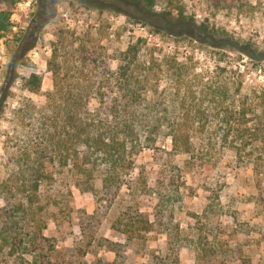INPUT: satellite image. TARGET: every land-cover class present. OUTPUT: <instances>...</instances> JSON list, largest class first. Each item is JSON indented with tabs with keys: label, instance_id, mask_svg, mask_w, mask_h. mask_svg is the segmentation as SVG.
<instances>
[{
	"label": "rangeland",
	"instance_id": "1",
	"mask_svg": "<svg viewBox=\"0 0 264 264\" xmlns=\"http://www.w3.org/2000/svg\"><path fill=\"white\" fill-rule=\"evenodd\" d=\"M11 12L0 35V183L24 170L25 185H0V264H264V0H18ZM137 41L139 63L150 66L137 88L175 110L166 121L184 125L191 149L159 138L133 155L119 184L104 186L103 164L87 178L46 148L63 104L47 94L55 78L63 93L116 91L106 78ZM199 109L201 128L189 115ZM25 154L50 174L35 191ZM27 199L32 214L15 215L20 224H44L31 254L1 239L4 211ZM123 216L147 219L150 231L123 233Z\"/></svg>",
	"mask_w": 264,
	"mask_h": 264
},
{
	"label": "trees",
	"instance_id": "2",
	"mask_svg": "<svg viewBox=\"0 0 264 264\" xmlns=\"http://www.w3.org/2000/svg\"><path fill=\"white\" fill-rule=\"evenodd\" d=\"M18 0H0V35L11 26V9ZM140 2L146 6L152 5L153 0H128ZM212 5L222 7L231 0H209ZM204 28V27H203ZM138 42L127 46L119 58V63L111 77L106 80L112 81L117 86L116 91L106 92L95 90H77L64 92L63 86L55 78L53 85L55 90L49 92L47 97L54 100L56 97L63 100V104L56 106V114L52 125L54 132L46 133V148L56 152L60 165H67L71 160L72 170L90 177L96 169L97 162L103 164L105 170L101 178V185H117L120 183L121 174L132 168V157L141 151L143 147H153L159 138H167L170 147L176 152H189L191 140L183 130L184 125L178 121H166L173 112L161 103L155 94L138 90L139 82L147 79L150 66L145 62L139 63L137 59ZM139 63V64H138ZM47 68L57 73V65L54 58L47 61ZM40 79L35 73L27 78L28 89L35 92L39 87ZM218 92L224 96L225 87L218 86ZM58 89V90H56ZM239 89L237 88L236 91ZM55 95V96H54ZM107 96V98H106ZM95 98L98 107L87 106V100ZM107 99V101H105ZM143 101L145 103L140 104ZM204 111H189L190 116H196L201 128V117ZM243 114V110H241ZM188 115V113H187ZM231 115V114H230ZM61 124L59 125V120ZM60 126V127H59ZM59 127V129H57ZM71 152V153H70ZM23 164H29V181L32 189L37 188L42 180L50 178L49 171L39 158L33 161L28 154L24 155ZM52 162V157H48ZM46 161V162H48ZM24 170L17 171L0 183L10 191V179H15L13 185H25ZM21 176V177H18ZM87 180V179H86ZM78 185V183H75ZM22 188V187H21ZM20 188L21 191H23ZM31 200L18 202L9 211L3 213V235L1 239L12 250H20L21 253L41 251L40 241H45L42 235L44 224L35 217L31 218L32 230L26 231L25 225L15 215L32 214ZM123 233L140 234L151 229V222L147 219L140 220L134 217L123 216L118 220ZM30 234V235H29ZM29 236V238H28ZM40 242V243H39ZM38 244V245H37Z\"/></svg>",
	"mask_w": 264,
	"mask_h": 264
}]
</instances>
